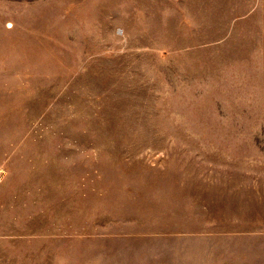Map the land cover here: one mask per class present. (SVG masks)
<instances>
[{
    "label": "rangeland",
    "instance_id": "obj_1",
    "mask_svg": "<svg viewBox=\"0 0 264 264\" xmlns=\"http://www.w3.org/2000/svg\"><path fill=\"white\" fill-rule=\"evenodd\" d=\"M248 230L264 0H0V264Z\"/></svg>",
    "mask_w": 264,
    "mask_h": 264
},
{
    "label": "crops",
    "instance_id": "obj_2",
    "mask_svg": "<svg viewBox=\"0 0 264 264\" xmlns=\"http://www.w3.org/2000/svg\"><path fill=\"white\" fill-rule=\"evenodd\" d=\"M195 237L189 246L172 239L167 245L160 239L142 245L128 243L134 240L125 237L114 238L112 245L99 239L92 244V248L96 245L89 256L95 264H264V231L214 232Z\"/></svg>",
    "mask_w": 264,
    "mask_h": 264
}]
</instances>
